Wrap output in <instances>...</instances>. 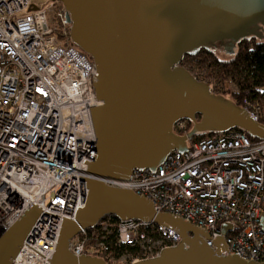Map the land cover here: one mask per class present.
Returning a JSON list of instances; mask_svg holds the SVG:
<instances>
[{"label":"built area","instance_id":"obj_1","mask_svg":"<svg viewBox=\"0 0 264 264\" xmlns=\"http://www.w3.org/2000/svg\"><path fill=\"white\" fill-rule=\"evenodd\" d=\"M55 2L36 6L33 0H0V234L32 205L46 212L11 264H48L52 259L62 217L74 219L85 206L89 189L79 177L86 176L85 161L92 163L96 156L88 114V108L101 104L93 87L95 64L59 39V29L48 17ZM240 108L254 121L264 118V107L255 108L247 99ZM173 130L185 134L186 121H177ZM190 147L171 151L155 172L132 169L129 180L104 177L103 184L132 190L151 200L155 212L181 218L212 239L222 236L221 226L229 223L233 229L223 236L228 252L220 256L264 262L259 225L264 138L252 141L233 128ZM181 240L178 232L152 221L107 214L92 228L81 229L70 240L69 251L108 264H134ZM204 242L216 251L211 239Z\"/></svg>","mask_w":264,"mask_h":264},{"label":"water","instance_id":"obj_2","mask_svg":"<svg viewBox=\"0 0 264 264\" xmlns=\"http://www.w3.org/2000/svg\"><path fill=\"white\" fill-rule=\"evenodd\" d=\"M58 1L71 42L95 64L93 87L101 104L88 108L96 156L92 163L85 161L86 176L79 177L87 181L86 203L74 219L62 217L48 264H108L69 251L70 240L81 229L92 228L107 214L119 220L152 221L182 238L159 256L134 264H264L246 262L238 255L220 256L228 252L223 236L233 229L229 223L221 226L222 236L212 239L181 218L155 212L151 200L132 190L103 184L104 177L129 180L132 169L155 172L171 151L190 149L188 142L199 133L238 128L253 138H264V125L232 100L216 96L209 84L181 65L185 55L202 48L232 57L241 41H264V0ZM181 120L192 124L185 134L173 130ZM41 212L32 205L0 234V264H11ZM259 225L264 230V213ZM204 238L212 240L215 252Z\"/></svg>","mask_w":264,"mask_h":264},{"label":"trees","instance_id":"obj_3","mask_svg":"<svg viewBox=\"0 0 264 264\" xmlns=\"http://www.w3.org/2000/svg\"><path fill=\"white\" fill-rule=\"evenodd\" d=\"M63 6L59 5L54 14V22L58 27L59 39L69 41V25L64 22ZM212 48H202L193 55H185L181 65L197 80L213 84L212 92L216 96L226 98L231 95L232 102L240 107L243 99H247L255 108L264 107V41L249 38L241 41L236 54L232 57H219ZM200 118L199 116L197 117ZM258 122L264 124V118ZM192 124L186 121V130ZM212 133H199L193 136L189 145L202 140ZM248 135V134H247ZM249 136V135H248ZM252 141L256 138L249 136Z\"/></svg>","mask_w":264,"mask_h":264},{"label":"rangeland","instance_id":"obj_4","mask_svg":"<svg viewBox=\"0 0 264 264\" xmlns=\"http://www.w3.org/2000/svg\"><path fill=\"white\" fill-rule=\"evenodd\" d=\"M51 2H53V0H33V3L36 5V6H43V5H48L50 4ZM62 5V4H60ZM56 9H59V5L58 4H54V8H53V11L48 15V17L50 19H52V21H54V14H55V11ZM64 10V9H63ZM213 86V84H212ZM227 99H231V95H227L226 96Z\"/></svg>","mask_w":264,"mask_h":264},{"label":"flooded vegetation","instance_id":"obj_5","mask_svg":"<svg viewBox=\"0 0 264 264\" xmlns=\"http://www.w3.org/2000/svg\"><path fill=\"white\" fill-rule=\"evenodd\" d=\"M56 4H58V5H60L61 3L58 1V0H56V2H55ZM262 28H263V26L262 25H260V30H262Z\"/></svg>","mask_w":264,"mask_h":264}]
</instances>
